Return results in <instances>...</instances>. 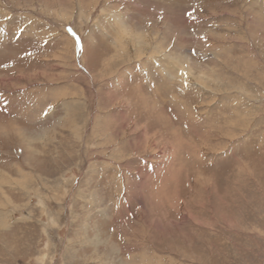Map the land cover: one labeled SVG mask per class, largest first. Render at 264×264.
<instances>
[{
  "label": "rangeland",
  "instance_id": "rangeland-1",
  "mask_svg": "<svg viewBox=\"0 0 264 264\" xmlns=\"http://www.w3.org/2000/svg\"><path fill=\"white\" fill-rule=\"evenodd\" d=\"M0 264H264V0H0Z\"/></svg>",
  "mask_w": 264,
  "mask_h": 264
}]
</instances>
